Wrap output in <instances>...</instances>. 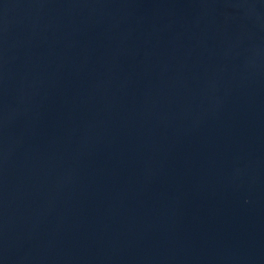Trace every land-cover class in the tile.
Instances as JSON below:
<instances>
[{
    "label": "water",
    "instance_id": "obj_1",
    "mask_svg": "<svg viewBox=\"0 0 264 264\" xmlns=\"http://www.w3.org/2000/svg\"><path fill=\"white\" fill-rule=\"evenodd\" d=\"M0 264H264V0H0Z\"/></svg>",
    "mask_w": 264,
    "mask_h": 264
}]
</instances>
